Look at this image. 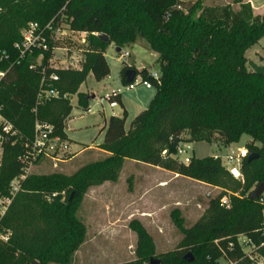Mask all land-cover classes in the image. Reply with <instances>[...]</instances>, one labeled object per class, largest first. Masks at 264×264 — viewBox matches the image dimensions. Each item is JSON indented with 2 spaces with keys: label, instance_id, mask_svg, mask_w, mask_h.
Here are the masks:
<instances>
[{
  "label": "trees",
  "instance_id": "1",
  "mask_svg": "<svg viewBox=\"0 0 264 264\" xmlns=\"http://www.w3.org/2000/svg\"><path fill=\"white\" fill-rule=\"evenodd\" d=\"M216 9L204 0H0L1 115L18 132L3 142L0 198H10L11 184L24 175L21 157L35 139L36 125L54 128V136L67 141L66 128L78 95L87 113L91 97L80 94L90 74L97 82L110 76L106 60L109 46L121 53L140 42L157 55L159 80L149 70L124 62L128 70L149 81L156 95L126 129L128 113L110 117L98 151L106 160L80 167L73 174L58 167L48 174H32L21 182L0 222V264H73L87 242L88 228L80 218L84 197L92 187L117 176V168L132 161L161 169L219 191L210 197L203 218L187 228L181 211L172 220L183 239L179 251L156 256L153 241L139 221L130 229L138 236V260L130 264H248L239 243L244 237L264 255V196L250 200L264 185V75L254 73L246 53L264 38V15L255 17L250 5L236 0ZM58 28L67 24L74 33H86L90 50L81 70L56 69L49 65L56 44L48 51L35 49L21 56L16 48L22 32L31 24ZM99 35H106V43ZM42 58L41 64L38 59ZM58 78L57 82L52 77ZM54 90L57 98L40 102V91ZM122 106L121 95L110 98ZM101 132V133H102ZM185 135H187L185 137ZM243 136L252 142L245 148L241 179H235L213 157L188 165L176 159L180 143L221 142L238 144ZM251 155L258 159L249 161ZM54 164L42 161L39 165ZM61 163L58 166H62ZM65 196L52 202L46 196ZM228 197L230 208L221 205ZM263 246V247H262ZM262 247V248H261ZM193 259V262L191 260Z\"/></svg>",
  "mask_w": 264,
  "mask_h": 264
},
{
  "label": "rangeland",
  "instance_id": "2",
  "mask_svg": "<svg viewBox=\"0 0 264 264\" xmlns=\"http://www.w3.org/2000/svg\"><path fill=\"white\" fill-rule=\"evenodd\" d=\"M60 28L62 31L58 33V41L49 65L56 69L64 68L66 61L71 58L85 62V54L90 50L88 40L82 43L80 36L70 31L67 24L60 25ZM142 44L144 45H135L124 50L132 55L127 59L128 65H135V69L139 71L143 66L151 67L152 73L159 76V69L155 64L156 55L147 49L146 43ZM246 56L251 59L250 64L261 67L252 52ZM262 56L264 57V53ZM106 60L110 76L102 82H97L90 74L79 90L80 94L95 96V99L90 101L91 112L85 113L79 106L78 95L70 97L73 111L66 133L71 153L82 152L78 156L69 153V156L63 159L65 161L63 165L57 166L58 170L65 174H73L80 167L108 158V155L97 150L103 143V136L98 139L97 137L105 127V121L107 122L111 116L120 115L121 108L111 110L110 102L107 100L103 106H99V100L110 95L115 89L122 90L123 97H133L134 94L130 92L143 90V87H137L136 91H125L126 85L120 77L125 67L124 61L115 46L108 47ZM41 62L42 58H39L38 64ZM149 92L154 94L155 89ZM135 117L130 115L126 127L129 128ZM251 142L249 136H243L238 144H233L229 148H224L225 145L221 142L213 144L195 142L190 144L192 149L190 155L197 160L220 157L224 162L225 157L246 148ZM57 167L52 169L50 164L48 168L47 165H37L32 168L29 175L48 174ZM117 176L104 184L92 187L84 197L80 218L88 228V239L76 254L73 264H130L138 260V236L130 229L133 221H139L150 235L156 256L177 252L183 236L174 225L172 213L175 210L181 211L186 227L190 228L203 218L209 200L220 193L203 183L178 179L161 169L132 161L120 165L117 168ZM57 198H63L62 202L65 200L64 194L46 196L48 202ZM240 241L244 242L245 238H240Z\"/></svg>",
  "mask_w": 264,
  "mask_h": 264
},
{
  "label": "built area",
  "instance_id": "3",
  "mask_svg": "<svg viewBox=\"0 0 264 264\" xmlns=\"http://www.w3.org/2000/svg\"><path fill=\"white\" fill-rule=\"evenodd\" d=\"M62 31L60 26L58 28H54L52 23L48 24L46 27L41 28L38 24H31L22 32V42L16 46L21 56H25L26 54H30L35 49H42L43 51H48L49 45L48 42H52L56 44L58 41V33ZM82 43H86L87 34L86 33H77ZM55 49V48H54ZM53 49V51H54ZM121 58L124 62L127 63V59L130 58V53L123 51L121 53ZM82 61L75 60L73 58L68 59L66 61V66L64 68L66 70H81ZM6 73L0 71V87L5 78ZM151 77L158 81L159 76L154 73H150ZM52 81L57 82L58 78L53 76ZM137 87H143L147 90L154 89L152 84L149 81L144 80L141 76H136L134 81L125 87V91H133ZM123 91L118 89L112 92L110 95H107L105 98L99 100L98 105L103 106L105 100L109 101V107L114 109L118 107V103L111 102V97H116L122 95ZM59 96L58 92L54 90L44 91L41 89L39 94V101L43 102L46 100H50L52 98H57ZM91 112L90 110L87 112L88 114ZM35 139L34 142L26 147L25 154L21 157V161L25 164L24 175L19 179H16L11 184V193L10 198L1 199L0 198V222L1 219L5 216L9 206L12 203L13 198L20 191L21 182L24 181L28 176L33 167L39 165L42 161H49L54 164L55 167L58 164L65 162L63 159L69 156L70 153V145L67 141H62L59 137L54 136V128L48 125H36L35 130ZM17 137L18 132L14 129L12 124H10L0 112V170L2 166L3 160V142L6 140V137ZM192 149L190 144L180 143L178 148V153L176 159L182 162L185 165H188L191 160L190 153ZM249 156L248 151L245 148L237 150L235 153H231L227 157L224 158V162H222L224 168L235 178L241 179V167L243 160ZM215 159H221L220 157H215ZM221 205L225 208H230V201L228 197H223L221 199ZM244 238V237H240ZM239 238V243L243 249V252L246 254L248 259V264H264V255L259 252L260 248H256L251 245L248 240L245 238L244 242H241ZM264 246V245H263ZM262 246V247H263ZM261 247V248H262ZM223 262L224 264H238V263H227L225 261H220L219 264Z\"/></svg>",
  "mask_w": 264,
  "mask_h": 264
},
{
  "label": "crops",
  "instance_id": "4",
  "mask_svg": "<svg viewBox=\"0 0 264 264\" xmlns=\"http://www.w3.org/2000/svg\"><path fill=\"white\" fill-rule=\"evenodd\" d=\"M183 3H188V2H195L196 0H179ZM236 0H204L205 2V6L206 7H209V8H216V9H221V8H226V7H231L233 10L235 11H239L240 10V5L239 4H236L235 3ZM242 1V4L243 5H250L251 8H252V11H253V14L254 16L257 18V17H262L264 15V0H241ZM143 42H140L136 45H144L142 44ZM114 47V45H111ZM135 46V45H134ZM134 46L132 47H129L128 49L130 48H133ZM148 49V48H147ZM256 49V50H255ZM126 50V49H125ZM150 51V50H149ZM249 52H252L258 59L259 61V66L263 67L264 68V57L262 56V53H264V38L258 43V45H256L254 48H252L251 50H249L246 55L249 53ZM106 57V55H105ZM132 57V55L130 54V58ZM246 58L248 59L249 62H251V59L248 58L246 56ZM157 62V55H156V60H155V64ZM128 65V63H127ZM129 66H135V65H129ZM146 68L147 70H149L150 73H152V68L151 67H146V66H143L142 67V70ZM139 71V70H138ZM121 77V76H120ZM122 80V79H121ZM123 82V81H122ZM118 89H115V90H112V92L116 91ZM153 90V89H152ZM133 91H136L133 90ZM149 91L151 90H147L146 88H143V90H138L134 93L130 92L131 94H134V96H127V97H123L121 95V101H122V106L118 104V107L121 108L120 110V115H115L114 117H119V118H122L123 116V112L126 111L128 113V118H130V115L132 116H138L139 114H141L143 111L147 110L151 101L154 99L155 95H156V90L154 92V94H151ZM111 92V93H112ZM123 94V93H122ZM85 95V94H84ZM91 98L95 99V96H92ZM92 99V100H93ZM116 107V108H118ZM114 108V109H116ZM111 109V108H110ZM114 109H111V110H114ZM114 114V113H112ZM103 115H104V118L105 117V114L103 112ZM112 117V116H111ZM110 119V118H109ZM71 120V119H70ZM129 120V119H128ZM133 121V120H132ZM108 122V121H107ZM107 122L105 121V126L107 124ZM105 128V127H104ZM103 128V129H104ZM102 129V130H103ZM126 129H128V127H126ZM102 130L100 131L97 139L100 137V136H103L104 138V132H102ZM102 132V133H101ZM67 135V133H66ZM67 138H68V135H67ZM96 139V140H97ZM95 140V142H96ZM67 142L69 143V139L67 140ZM70 145V143H69ZM224 148H229L228 147H224ZM98 150V149H97ZM82 151L80 152H77L76 154H72L71 153V145H70V154L71 155H74V156H78L79 154H81ZM73 159V158H72ZM168 173V172H167ZM174 175V174H173ZM176 177H178V179H181L179 176L177 175H174ZM184 179V178H183ZM187 180V179H186Z\"/></svg>",
  "mask_w": 264,
  "mask_h": 264
},
{
  "label": "water",
  "instance_id": "5",
  "mask_svg": "<svg viewBox=\"0 0 264 264\" xmlns=\"http://www.w3.org/2000/svg\"><path fill=\"white\" fill-rule=\"evenodd\" d=\"M99 37L106 43L110 42L109 38L106 35H99ZM120 52H121V49H117V53H120ZM249 66L254 73L258 75H264L263 67H258L254 64H250ZM135 77H136V72L133 70H128L125 74L126 82L128 84L132 83ZM258 157H259L258 155H251L249 157V161H254L258 159ZM263 196H264V185H260L252 192V194L250 195V200L252 201L260 200ZM191 262H193V259L191 260ZM34 264H37V263H34ZM149 264H161V262L158 259H152Z\"/></svg>",
  "mask_w": 264,
  "mask_h": 264
}]
</instances>
